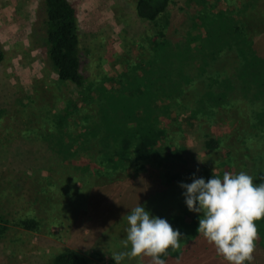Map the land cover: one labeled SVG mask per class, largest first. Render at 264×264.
<instances>
[{"label": "rangeland", "instance_id": "obj_1", "mask_svg": "<svg viewBox=\"0 0 264 264\" xmlns=\"http://www.w3.org/2000/svg\"><path fill=\"white\" fill-rule=\"evenodd\" d=\"M136 1L69 0L77 12L80 72L85 83L94 90L91 93L94 96L101 87L117 90L133 87L122 94L139 96L141 92L136 89L137 83L147 84L151 81V78L148 82L142 81L143 70H148L146 60L150 53V42L160 32L164 33L170 43L169 50L181 55V59L175 61V75L179 74L176 77L194 80L183 84L184 80L178 79L181 87L171 100L164 98L160 90L156 91L159 93L158 98L155 97V106L160 108L157 115L160 116L159 127L165 129L167 134L166 141L161 142V147L165 148L159 157L146 162L144 169L129 168L123 181H118L114 188L107 191L103 190L104 184L97 182L95 176L81 177V171H76L74 165H68L67 161H33L38 165L49 162L47 165L52 169L54 167V172L46 175V171H43L40 175L44 181L34 182L33 186L24 188L19 182L21 190L13 191L10 198L17 213L33 211L39 226L34 231H27L7 225L8 230L0 235V264H45L64 251L81 255L89 264H115L111 257L125 251L121 243L127 226L123 217L138 202L154 216L165 219L178 216L183 219L184 237L177 248V256L170 258L167 264H226L214 246L198 235V216L195 219L197 223L192 224L196 214L186 208L179 185L191 183L193 174L207 180L212 177L213 171L220 177L224 172L240 171L252 176L255 172H262L260 175L264 176V142L256 143V146L252 143V154L260 160L254 161L253 165L250 151L241 141L247 133L242 138L236 137L240 125L237 121L230 125L229 108L222 107V99V106L212 105L220 113L213 118L217 121L204 120L196 113L201 103L211 105L215 96L222 94L224 98L239 102L245 115L241 119L245 123L253 116L257 117L251 126L245 127L247 132L258 119L264 120L261 110V107L264 110V89L260 90L255 85L247 92L242 87L243 75L239 72L244 63L239 52H229L226 42L218 41L220 34L212 43H208L205 23L201 18L209 9L210 15H213L228 8L236 21L245 23L244 38L264 61V0H207L206 5L196 0H172L167 13L155 24L137 18ZM43 10V0H0V50L4 54L0 62V109L5 110L0 122V139H3L1 144L9 138L19 139L15 143L21 151L41 148L38 141L32 142L29 141L32 138L21 136L27 130L29 117L36 115L43 103L42 99L50 103L55 94H59L53 85L55 76L45 49L38 42V37L44 34ZM202 40H206L204 44ZM138 61L142 65L137 68ZM158 67L161 69L162 65ZM180 67L182 73L177 70ZM125 69L127 72L123 75ZM154 70L160 73L156 65ZM133 78H137V81ZM163 84H167V79ZM192 85L199 92L193 91ZM181 89L188 91L187 95L186 92L181 94ZM86 92L78 94L73 87L62 89L66 97H77L81 93L86 95ZM210 97L212 100L207 101ZM78 99L81 103L83 98ZM251 100H255L256 104ZM168 105L169 109H166ZM60 107L63 108L62 103L56 105V110ZM254 107L261 110L260 117L253 113ZM85 111L98 118L96 108H85L81 116ZM210 138L219 143L218 149L206 150L204 143ZM7 145L2 146L6 149ZM175 147L180 151L181 160L166 154L168 149ZM98 148L100 150L101 146ZM38 150L45 155L42 149ZM87 159L83 156L74 163L81 166L88 162ZM57 163L59 166L55 168ZM6 167L0 171L3 183L17 177L7 173L10 169ZM167 170L169 174L165 172ZM259 174L256 180L264 179ZM37 176L34 179H38ZM133 182L134 186L122 189ZM43 184L47 185L46 190ZM144 192L147 195L141 194ZM150 193L154 195L151 197ZM255 240L249 264H264V252L259 254L258 240ZM123 264H152V261L144 256L126 258Z\"/></svg>", "mask_w": 264, "mask_h": 264}, {"label": "trees", "instance_id": "obj_2", "mask_svg": "<svg viewBox=\"0 0 264 264\" xmlns=\"http://www.w3.org/2000/svg\"><path fill=\"white\" fill-rule=\"evenodd\" d=\"M196 1L204 5L207 2V0ZM171 2L172 0H137L135 4L136 16L140 21L155 24L160 17L167 13ZM43 7L45 15L44 34L42 37H38V42L45 49L49 66L55 76L53 85L57 87L59 94H55L53 97L54 102L50 101L48 103L45 99H42L43 103L38 107L36 115L32 114L29 117L26 126L27 130L22 133L21 137L32 138L29 141L41 143V148L36 147L21 151L15 143L19 139L10 140L9 138L8 141L4 140V144H8L5 149V146H2L4 144H1L3 139H0V171L8 166L11 171L7 170V173L18 177H15L13 181L7 180L5 183L0 180V235H3L8 230L7 225H13L27 231H34L39 226L33 211L17 213L10 198L13 191L21 190L19 182H22L24 188L25 186H33L34 182L44 181V178L40 175L43 174V171H46V175L54 172V167L53 169L48 167L49 164L47 165V163L49 162H43V165H38L33 163V161H67L68 165H74L76 171H81V177L87 175L95 176L97 182L104 184V191L114 188L118 181H123L129 168L144 169L146 162L160 156L162 149L165 148L161 147V142L166 141L167 137L166 130L159 127L160 116L157 115L160 108L155 106V97L158 98L159 93L156 91L160 90V94L164 98L171 100L173 95L179 93L180 80H184L183 84L194 81L176 77L179 74L175 75V61L177 59L180 60L181 55H175L169 50L170 43L166 40L165 34L160 32L150 42V53L146 60L148 70H143L142 81L147 80L148 82L150 78L151 81L147 84L137 83L136 89L141 92V95L136 96L133 94L129 97L122 94V92L128 91L133 87H123L120 90L101 87L96 94L94 93V96L91 94L94 90L85 83V78L80 72L79 27L75 7L69 0H43ZM210 13V9L205 11V14H202L205 17L201 18L203 24L205 23L207 42L212 43L213 39H217L216 37L220 34L218 41L224 40L228 45V51L239 52L238 55L242 58L244 66L239 72V74L243 75L241 76V79H243L242 87L247 92L256 87L255 85H258L260 90L264 89V61L258 57L252 44L248 43L247 39L244 38L246 32L245 23L236 21L233 12L228 10V8L225 11L213 14L214 16L210 15ZM205 41L202 40V44ZM187 51H189L188 48ZM3 59L4 54L0 50V62ZM141 65L140 61H138L135 67L138 68ZM155 65L159 69V74L154 70ZM159 65H162L161 69L158 67ZM180 68L177 70L182 73V68ZM126 69L123 75L126 74ZM133 79L136 80L137 78ZM166 79L167 84H163ZM172 79H175L176 82H173ZM64 87H73L76 93L87 91L86 93L88 94L83 95L81 93L77 97H66L62 93ZM192 90L196 92L197 88L194 87ZM229 91H231L230 81ZM180 93L187 95L188 91L181 89ZM208 96L211 95L208 94ZM78 98H83L81 103ZM215 98L211 105L201 103L200 108L196 111L197 115L204 118V120H212L216 115L220 114L213 109L215 106L212 105L220 104V99H222L223 106L220 105L229 108L230 125L235 123V121L240 125L241 129L237 132L236 137L242 138L247 133L241 141L246 150L250 151V162L253 165L254 161L260 162L258 156L254 157L251 149H254L252 143L256 146V143L258 145L264 142V120L260 121L258 119L255 126L250 127L246 132L245 127L251 126L257 117L253 116L245 123L241 119L245 115L241 111L242 107L238 101H231L227 97L224 98L222 94L221 96H215ZM211 100L212 97L207 101ZM252 102L256 104L255 100ZM60 103L63 104V108L61 109L60 107V109L56 110V105ZM89 106L98 110L96 114L98 118L92 116L88 111H85L86 113L81 116L82 110ZM165 108L169 109V105ZM261 110L264 112L262 107ZM261 110L254 107L253 113L260 117L261 114L259 113ZM4 113L5 110L0 109V122L3 120ZM213 120L217 121V119ZM0 128H2L1 123ZM98 146H101L100 150L99 148L97 150ZM218 146L219 143L211 138L204 143L206 150H216ZM38 149H42L45 155ZM166 154L167 156L175 157V159H182L180 151L176 147L168 149ZM83 156L88 158L86 164L80 166V164L74 163V161ZM58 166L59 164L57 163L55 168ZM165 172L169 174L168 170ZM258 174L255 172L253 177L258 176ZM35 176L38 179H34ZM173 178L175 179V177ZM15 182H17V185ZM254 182H264V179H255ZM134 185L135 182L131 185L123 186L122 189L124 187L127 189ZM43 188L46 190L47 185L43 184ZM141 192L143 191L141 190ZM141 194L147 195L146 192ZM151 195L154 194L150 193L149 196ZM196 216H193L192 224L197 223L195 220L197 219ZM167 220L174 229H179L184 234L185 226L182 225L183 219L181 217L171 216ZM256 223V239L258 240L256 245L260 248L259 254H261L264 252V219ZM176 256L177 248L170 249L163 258L167 262L170 258ZM45 264H89V262L75 252L64 251L55 255Z\"/></svg>", "mask_w": 264, "mask_h": 264}, {"label": "clouds", "instance_id": "obj_3", "mask_svg": "<svg viewBox=\"0 0 264 264\" xmlns=\"http://www.w3.org/2000/svg\"><path fill=\"white\" fill-rule=\"evenodd\" d=\"M255 177L245 171H215L205 180L191 177V183H180L184 203L189 212L198 216V235L222 256L226 264H249L257 236V221L264 219V182L255 183ZM126 220L125 251L111 258L123 264L126 258L150 257L152 264H167L170 249L180 246L184 237L170 222L154 216L146 206L137 205L123 217Z\"/></svg>", "mask_w": 264, "mask_h": 264}]
</instances>
